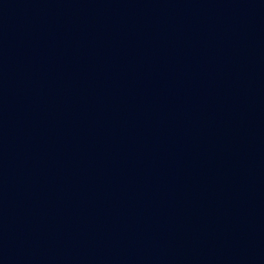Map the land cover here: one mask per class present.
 Wrapping results in <instances>:
<instances>
[{"label": "water", "instance_id": "95a60500", "mask_svg": "<svg viewBox=\"0 0 264 264\" xmlns=\"http://www.w3.org/2000/svg\"><path fill=\"white\" fill-rule=\"evenodd\" d=\"M0 264H264V0H0Z\"/></svg>", "mask_w": 264, "mask_h": 264}]
</instances>
